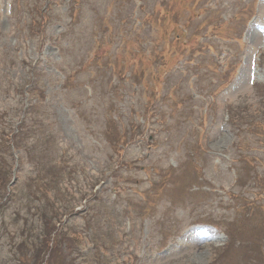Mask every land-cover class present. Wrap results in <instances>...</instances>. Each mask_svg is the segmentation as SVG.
I'll return each instance as SVG.
<instances>
[{
	"label": "rangeland",
	"instance_id": "374dc122",
	"mask_svg": "<svg viewBox=\"0 0 264 264\" xmlns=\"http://www.w3.org/2000/svg\"><path fill=\"white\" fill-rule=\"evenodd\" d=\"M41 214L47 264H264V0H0V264Z\"/></svg>",
	"mask_w": 264,
	"mask_h": 264
},
{
	"label": "trees",
	"instance_id": "16d2710c",
	"mask_svg": "<svg viewBox=\"0 0 264 264\" xmlns=\"http://www.w3.org/2000/svg\"><path fill=\"white\" fill-rule=\"evenodd\" d=\"M31 75H33V72H31ZM28 84H29V86L31 84H33V80L29 81ZM28 104L29 105L27 106V108L24 111L22 109V114L24 116L21 119V121L18 122L19 124L16 127H14V129H13V127L10 128V129H12V135L10 136V139L6 137V142L8 143V145H9V141L12 139V141L14 143V146H16L15 142L19 138L18 135H20V133L22 135L24 130L28 129L27 125H26V120L28 119L29 115L31 114V110L33 109V107L36 106V105H30V103H28ZM37 123L40 124V128L38 129V131H40L41 133L44 134V130L47 129L46 124L44 122H37ZM35 124H36V121H35ZM28 125L33 126V124L31 122ZM14 130H16L17 133L14 134L13 133ZM2 133H4V131ZM47 133L50 136V132L47 131ZM3 138L4 137H2V139ZM6 149H7V147H6ZM48 204H50V203H48ZM57 209H59V207ZM41 215L42 216L40 217V220L45 226V228L42 229L43 230V232H42V239L43 240L41 239V241H39L38 243L33 244L32 246H29V248H28V246H26L27 245L26 243L24 245H23L24 242L21 243V248L25 249V247H26V250L30 251L29 252L30 255H27L28 254L27 253L25 256L27 258L28 257H33L34 258L33 262L35 264H36V260L39 261L40 257L41 258L43 257L42 259L47 257V259H44V261H43V262H45L44 264H47V261L49 260L50 257H52V255L57 254V257H59V253H60V250H58V246H57L58 242H56V239L58 237L57 235H59L58 234V229L59 228L56 229V227H55L56 224L51 222V219H53V217H51V219H50V218H47L46 214H41ZM57 216H59L58 215V211L56 212L55 217H57ZM58 221H60L59 218H58ZM47 226L49 227L48 229L46 228ZM37 264H43V263L42 262H40V263L37 262Z\"/></svg>",
	"mask_w": 264,
	"mask_h": 264
}]
</instances>
